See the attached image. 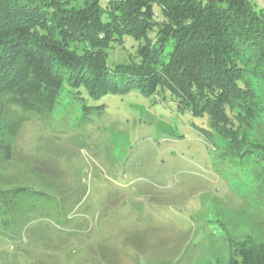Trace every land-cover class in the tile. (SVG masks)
<instances>
[{"label":"rangeland","instance_id":"rangeland-1","mask_svg":"<svg viewBox=\"0 0 264 264\" xmlns=\"http://www.w3.org/2000/svg\"><path fill=\"white\" fill-rule=\"evenodd\" d=\"M70 37L80 49L91 43ZM138 44L112 40L108 65L130 62ZM173 47L171 37L158 68ZM242 65L229 129L169 91L93 100L66 84L51 115L24 122L0 163V189L41 192L14 236L0 234V264H234L236 249H264V77L255 61ZM225 133L242 150L232 153Z\"/></svg>","mask_w":264,"mask_h":264},{"label":"trees","instance_id":"trees-1","mask_svg":"<svg viewBox=\"0 0 264 264\" xmlns=\"http://www.w3.org/2000/svg\"><path fill=\"white\" fill-rule=\"evenodd\" d=\"M70 36L91 43L80 49ZM126 36L139 43L134 59L111 67L107 48ZM171 37L172 60L158 68ZM242 61H255L264 77V6L253 0H0V163L12 158L24 122L51 115L66 84L93 100L169 91L229 129ZM227 137L232 153L242 150ZM40 195L25 185L0 189V234L14 236L19 215L37 208L28 201ZM236 250L234 264H264V249Z\"/></svg>","mask_w":264,"mask_h":264}]
</instances>
